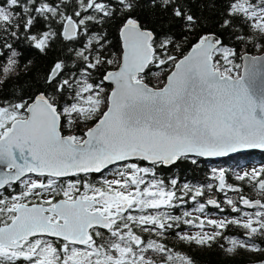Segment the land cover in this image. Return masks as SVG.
I'll return each mask as SVG.
<instances>
[{
    "label": "snow or ice",
    "instance_id": "1",
    "mask_svg": "<svg viewBox=\"0 0 264 264\" xmlns=\"http://www.w3.org/2000/svg\"><path fill=\"white\" fill-rule=\"evenodd\" d=\"M252 150L264 0H0V264H264V161L162 174Z\"/></svg>",
    "mask_w": 264,
    "mask_h": 264
},
{
    "label": "trees",
    "instance_id": "2",
    "mask_svg": "<svg viewBox=\"0 0 264 264\" xmlns=\"http://www.w3.org/2000/svg\"><path fill=\"white\" fill-rule=\"evenodd\" d=\"M55 53H51L48 57L39 56L38 53H33L32 57L35 59V71H43L46 70L49 66L51 60L54 58ZM255 162L258 167L261 165V162L264 161V152L259 150H252L251 156H241L236 154L235 158L232 156L224 157V158H200L197 164H192L186 162L181 165L180 168H173L172 171L168 169H164L163 173L172 175L177 173L179 178L181 179H191L198 183H203L210 175L211 169L214 168V165L221 163L223 164V168L228 171L231 175L235 171H237L240 167L243 166L246 162ZM99 175V174H97ZM222 198V197H221ZM210 212H217L216 209H210ZM221 215H233L231 213H224ZM240 230L232 229L229 234H238ZM191 253L194 254L195 259L198 261V264H222V256L219 254L218 249H192L190 248ZM250 259L248 255H242L237 258L234 264L247 262Z\"/></svg>",
    "mask_w": 264,
    "mask_h": 264
},
{
    "label": "flooded vegetation",
    "instance_id": "3",
    "mask_svg": "<svg viewBox=\"0 0 264 264\" xmlns=\"http://www.w3.org/2000/svg\"><path fill=\"white\" fill-rule=\"evenodd\" d=\"M106 174H107V173H106ZM162 174L165 175V176H167V177H169V178H171L173 175H175V176L181 181V183L189 182V183H192V184H197V182L194 181V180H191V179H181V178H179V175H178L177 173H174V174H172V175L165 174V173H162ZM192 249H193V248H192ZM194 249H197V248H194ZM183 251H184L185 253H187V254H190L191 256H193V257L195 258L194 254L191 253L190 248L184 246V247H183Z\"/></svg>",
    "mask_w": 264,
    "mask_h": 264
},
{
    "label": "rangeland",
    "instance_id": "4",
    "mask_svg": "<svg viewBox=\"0 0 264 264\" xmlns=\"http://www.w3.org/2000/svg\"><path fill=\"white\" fill-rule=\"evenodd\" d=\"M223 166H224L223 164L218 163V164L214 165V168L219 169V168H223ZM251 167H258V164L256 165L255 162H250V161H248V162H246L245 164H243V166L240 167L237 171H239V170H241V169H243V170H250ZM106 175H107V174H106ZM212 213L215 214L216 212H212Z\"/></svg>",
    "mask_w": 264,
    "mask_h": 264
},
{
    "label": "water",
    "instance_id": "5",
    "mask_svg": "<svg viewBox=\"0 0 264 264\" xmlns=\"http://www.w3.org/2000/svg\"><path fill=\"white\" fill-rule=\"evenodd\" d=\"M260 151V150H259ZM236 155V154H235ZM226 157H229V156H226ZM217 159V158H224V157H212V158H207V159ZM238 264H247V262H243V263H238Z\"/></svg>",
    "mask_w": 264,
    "mask_h": 264
}]
</instances>
